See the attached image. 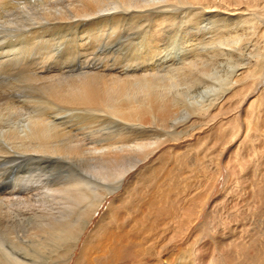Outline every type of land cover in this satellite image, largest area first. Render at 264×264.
<instances>
[{
  "label": "bare ground",
  "instance_id": "6f19581e",
  "mask_svg": "<svg viewBox=\"0 0 264 264\" xmlns=\"http://www.w3.org/2000/svg\"><path fill=\"white\" fill-rule=\"evenodd\" d=\"M149 17L153 22L151 30L143 34L144 51L126 58L127 68L133 64L136 72L119 70L116 56L112 63L107 57L100 59L101 67H90L87 60V66L78 67L75 74L55 73L49 67L35 70L34 60L27 64V58L34 56V26L68 28L77 35L82 58L89 55L93 43L99 45L105 39L109 46L114 35H128ZM21 31L30 32L26 40L14 41L0 53V172L4 166L9 170L26 166V174L17 175L11 185L23 189L28 180L34 182L30 165L35 159L53 168L71 164L85 175L59 174L43 184L51 187L58 182V187L19 199L5 198L8 185L0 184V264H36L27 256L44 264H55L62 257L65 264L105 202L109 201V210H117L124 193L128 197L140 194L151 183V189L159 188L156 196L162 202L168 194L160 191L167 192L165 185L172 176L165 172L163 182L158 176L163 169L157 161L167 150L184 160L178 152L181 147L201 149L192 165L184 167L197 168L196 176L203 171L199 176L203 183L187 194V208L183 204L170 212L175 204L171 202L169 207L150 212L152 221L176 231L170 239H177L184 227L189 229L190 223L210 209L213 202L209 203V197L215 195V185L223 174L219 166L225 175L234 176L237 167L249 166L250 157L258 155L260 169L263 167L264 0H0V37L8 39ZM71 55L67 53L62 60L72 59ZM166 69L171 75L163 73ZM34 93H39L35 99ZM203 143L204 149L200 148ZM258 194L261 197L260 189ZM180 211L177 217L175 213ZM107 214L90 233L75 264H82L83 256H88L86 263L92 260L85 249L105 226ZM260 233L264 235V230ZM119 237L122 247H113L112 264H125L123 256L129 255L124 238ZM205 247L184 246L195 257L187 264H203ZM251 253H246L253 261L248 264H264V252ZM228 259L217 257L209 263L235 264ZM172 260L165 258L160 264H172Z\"/></svg>",
  "mask_w": 264,
  "mask_h": 264
},
{
  "label": "rangeland",
  "instance_id": "374dc122",
  "mask_svg": "<svg viewBox=\"0 0 264 264\" xmlns=\"http://www.w3.org/2000/svg\"><path fill=\"white\" fill-rule=\"evenodd\" d=\"M147 22L143 23L142 27H140L139 29L132 30L131 32H129L128 35H130V36H128L127 34L121 35V37L115 36V35L113 37L111 36L112 39L108 42L109 46L106 45L105 39H103L102 43H100L99 45H97L96 42L93 43V48L91 49L92 51L89 50V52H87L89 55L86 57H82V58L79 55L80 50L78 48V43L76 41L77 35L72 33L71 30H68V28H67L65 31V30H63V27L60 28L59 25H55L56 27L54 26V28L50 27V26H34V56H29L27 58V60H26L27 64L30 63L32 60H34V69L35 70H45L47 67H49L52 70L56 69L55 73H62V72L67 71V73H69V74H75L80 70L79 69L80 67L82 68L83 66H85V63L87 66V64H88L87 60L90 61V63H89L90 67L91 66L94 67V66H96V64H98V66L101 67V66H103L102 63L100 62L102 59L104 60L107 57L110 60V62L112 63L114 56H116V57H118L117 58L118 59L117 65L119 67V70H122V71L129 70L128 71L129 73H132V71L136 72L137 70H135V69H137V66H135L133 64L131 65L132 67L131 66L128 67L129 69L127 68L126 58L132 57V55H135L136 53H139L140 51H142V52L144 51V49H143L144 45L143 44L145 43V40L143 38V34H147L151 30L150 26H152L153 18L149 17ZM143 27L146 29H144ZM142 31H143V33H142ZM29 33L30 32H26V33H22V31L17 32L15 34H12L13 36H16V37L13 38V36H11L8 38L9 40L7 39V37H5L4 40L0 37V46L2 48V50L0 48V53L4 50L5 46L11 45L12 43H14V41L20 40V41L24 42L26 40L27 36L29 35ZM173 34H175V33L173 32L172 35H168L169 37L167 39V43L171 39H173V36H174ZM71 39L74 42L71 41ZM114 39H115V41H114ZM124 40H125V42H124ZM141 40H143V41H141ZM117 42H119V43H117ZM141 42H142V44H141ZM67 53L70 55L72 54L75 57L73 58V56L71 55L72 59L65 60V61L62 60V57L64 55H66ZM94 57H96V58L94 59ZM92 60H93V62H91ZM35 62H36V64H35ZM113 65H116V62ZM124 66H126V67H124ZM59 67H60V69H58ZM57 69L59 71H57ZM163 73L168 74L170 72H167V69H166V71L165 72L163 71ZM170 75H171V73H170ZM35 93H37V92L35 91ZM35 93H34V99L36 96L39 95V93L37 95ZM68 122H70V123H68ZM67 124H74V123L72 121H67ZM205 146L206 145L203 143V146L201 145L200 148L204 149L203 147H205ZM183 148H185V149H183ZM183 148L181 147L178 150V152L180 155H182V158L183 157L185 159L188 158L187 159L188 161H185V163H184L185 159L180 160L181 158L180 157L178 158L179 155L177 153H176L177 154L176 155L175 151H173V150H167L165 152L164 156L161 157L162 159L157 161V163H159L161 170L163 169L158 174L159 178L161 179L163 177L162 181L164 182L165 181V176H164L165 172H168L169 174H171L169 176H172L171 179H167L168 183L166 182V185H165V190L167 189L168 193L165 192L164 189H161V191H160V194L161 193L163 194V192L165 194H168V195L164 196V200L162 202H161L162 197L156 196V195H159V188L156 186V188L151 189L154 187V183H151V185H149V187H147L145 190H143L144 192L142 191L141 192L142 194L139 192L141 195L134 193L128 197L127 192H126V194L124 193V195L122 196V198L120 200L122 203L120 201L118 202V205H120V206L117 208V210H113V211L109 210L110 207H109V204L107 203L109 201L105 202L103 207L98 212H96V214L92 218L90 224L86 227V229H85V231L81 237V240L78 243V247L75 250H73V255L68 260V262L65 264H75L77 258L80 256L81 251L84 248L83 246L85 244V241H87V239L90 236V233H92V231L95 229L96 224L101 220L102 216H104V214H107V213L108 214H107V218L105 221V226L103 227L104 229L102 228L100 233H98L96 239L93 241L94 244L92 242V244H90L89 247H87V249H85L87 251L85 253H90V255H91L90 257L92 260L88 259L87 263H86V259L88 258V256H83L82 264H112L113 262H111V258L113 257V253H114L113 247H118L121 245V242L118 241V239H120V237L116 238V236H122L124 238L123 239V247H125L127 249L126 250L127 253H129V255L123 256V257H125V259L123 260L125 264H160L163 262V259L171 258V257L173 259L172 264H187L189 259H192L194 256L191 255V253H190L191 250H184L182 248L184 246L189 247L190 243H191V245L193 243H194V245L195 244L196 245H201V244L206 245L205 254L203 255V259L205 258L204 259L205 262L203 264H210L209 262L213 259H216L217 257L223 258V260L226 258L228 259V257H229L228 260H230V262H232V263L235 262V264H244V262H246L245 264H248L249 262H253V261L249 259L250 257L248 258L246 253L252 252L251 254L252 255L254 254L253 256H255L259 252L260 253L259 255H263V252H264L263 251L264 250V235L261 234L260 232L261 231L263 232V230H264L263 229L264 228V200H261V199H264V190H263L264 189V165H263L264 164V158H263V160H260V161H262L261 165L263 166V167L261 166L262 168L260 169V165L258 162V158H259L258 155H255L256 157H252V156L250 157V159H249L250 165L249 166H244L242 168L237 167V174H235L234 176L225 175L224 170L221 169L222 165L218 167V168H220L221 172H223V174H221L219 176V179H220V180H218L219 183L217 181V183H216L217 185H215V187H217L216 190L214 189L215 192H213V194H215V195H211L212 198H211V196L209 197V203H211V201H212L214 205L212 203L211 204L214 207L211 205L210 209L209 210L207 209V212L204 211V213H203V215L205 214L204 216L201 215L200 217L196 218L192 223H190V226L188 227L189 229H187L188 231L190 230L189 233L186 230V228L184 227L183 228L184 230H182V232L185 230L187 232L185 231L183 234H181L182 233L181 232L178 235L177 239H174V238L170 239V237L172 235H174L176 231H174L168 225L166 227H164V225H161L160 222H159V224H157L156 221H152L153 217H151L152 215L150 214V212L154 214L155 212H152L153 209L154 210H158V209L160 210L163 206L169 207L171 202L173 204L175 202L173 207L171 209H168L169 211L171 210L173 212L175 209H178L181 206H183V204H185L186 202H189V197L187 194H189L190 192L194 193L195 189L198 190V186L201 183H203V179L201 178L203 171L198 172L199 174L197 175L198 176V178H197V176L194 174L198 171L197 168L192 169L189 167H184V166H188L189 163L192 165L191 161L193 160L194 157L200 155L201 149L190 148L189 149L190 151H189L186 146H183ZM192 154H193V156H192ZM41 162H42V160L35 159L34 165L33 166L30 165V169H31L30 172H32L31 174H33L32 177L34 178V182L28 180V182L26 184L27 190H26V188H24V189L20 188V187L13 188L11 186V185H13L14 179H15V177H17V175L20 176L23 173L26 174V169H25V168H27L26 166L25 167H19L17 169L15 168L16 170L15 169L9 170V167H7V166L2 167V172H0V184L9 186V187L7 186V188H6L5 198H8V199L25 198L27 195H29L30 192L37 193L40 191H46V189L50 186H49V184H46V186H44L43 184L45 182L48 183V181L52 180V178L53 179H55L56 177L58 178L59 174H60V176H61V174H62V176L64 174L63 177H65L66 175L68 176V174L70 176V173L72 174L70 177L75 176L73 174L85 175L84 172L77 169L74 165H71V164L61 165V167L56 166L53 168V167L49 166L48 164H46L44 162L41 163ZM251 164L252 165L254 164L256 166H254V165L252 166ZM51 169H52V171H51ZM170 169H172L173 173H170V171H168ZM255 169L257 171H255ZM259 169H260V171H259ZM44 171H48V172H44ZM59 171H60V173H59ZM63 171H65V172H63ZM68 172H70V173H68ZM72 172H74V173H72ZM76 172H78V173H76ZM252 173H254L253 176L255 178H252L253 176L251 177ZM186 174L188 176H186ZM51 175H52V177H51ZM189 175H191V176H189ZM200 175H201V177H199ZM23 176H24V174H23ZM27 176H28V173H27ZM175 176H178V177H175ZM186 178H188V179L186 180ZM232 179H234V180H232ZM239 179H240V181H239ZM246 179H247V181H246ZM257 179L259 180V183H258ZM170 180H172V182ZM178 180H179L180 184L177 183ZM191 180H193V181H191ZM135 181L137 182L138 180L136 179ZM186 181H188V182H186ZM235 181H237V183H235ZM252 181H254V183ZM135 183H134V185L136 186ZM241 183H242V185H241ZM223 184H225V186ZM234 184H236V185H234ZM220 185L223 187H221ZM256 185H257V187H256ZM178 186L181 187L182 193L180 192V189ZM56 187H58V182L54 186H51L50 188L54 189ZM147 189L150 191H147ZM229 189L231 191H228ZM232 189H234V190H232ZM259 189H260V192H262L261 197L259 196L260 194H258ZM156 190H158V191L156 192ZM170 190H172V191H170ZM216 191L218 193H216ZM225 191H227V193ZM153 192H156V194H153ZM234 192H236V193H234ZM230 193L231 194L233 193V194L231 195ZM224 194H227V195H224ZM250 195H252V196L250 197ZM135 196H138V197L136 198ZM237 196H238V198L236 199ZM140 197H142L143 199ZM138 198L140 200H138ZM219 198H221V200ZM124 199L126 201H123ZM251 199H252V201H251ZM135 200H138L139 202L135 201ZM214 201L215 202L217 201L216 205H215ZM221 201H223V202H221ZM231 201H233V202L231 203ZM218 203L221 206H219ZM261 204H263V205H261ZM234 205H236L237 207L235 206V208H234L233 207ZM240 205H241L242 209H240ZM253 205H255V206H253ZM226 206H227V208H225ZM246 206H247V208H246ZM175 207H177V208H175ZM185 208H187V204H185ZM214 208L217 209V210L215 209L216 210L215 212L213 211ZM233 209H234V211H233ZM235 209H238V210H236L237 214L235 213ZM226 210H229L228 211L229 213H227ZM182 211L175 213V215L178 217L182 213ZM147 212H149V213H147ZM144 213L146 215L148 214L149 216L150 215L151 216L148 217ZM238 214L239 215L241 214L242 217H239ZM161 215H165V214L162 213ZM209 216H210V218H209ZM238 218H240V219H238ZM190 227H191V229H190ZM259 233H260V235H258ZM111 235H113V236H111ZM253 235H254V237H253ZM100 237L102 239H100ZM206 237H208V238H206ZM176 240H178V241H176ZM185 240L188 242H186ZM197 241H199V243ZM188 244H189V246H188ZM235 244H236V246H235ZM160 245L161 246L164 245V247L161 249ZM174 245H176V247ZM120 247H122V245ZM252 247H253V249H252ZM180 248H181V250H179ZM158 250L162 251L160 255H157ZM176 250H177V252H176ZM219 251H221V252H219ZM96 253H98L99 255ZM94 255H96V256H94ZM163 255H165V256H163ZM27 257H28L27 259H30V260L33 259L34 263H36V264H44L45 263L41 259L38 260L36 258H32V257L30 258V256H27ZM62 261L63 260L61 257V261L57 260L56 263L55 262L54 263L55 264H63ZM195 261L198 262L199 259L196 258ZM119 264H122V263H119ZM195 264H197V263H195Z\"/></svg>",
  "mask_w": 264,
  "mask_h": 264
}]
</instances>
